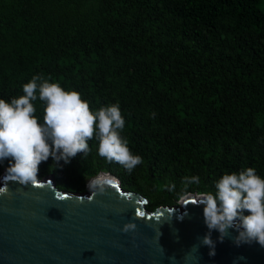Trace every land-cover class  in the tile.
I'll return each instance as SVG.
<instances>
[{"label": "trees", "instance_id": "obj_1", "mask_svg": "<svg viewBox=\"0 0 264 264\" xmlns=\"http://www.w3.org/2000/svg\"><path fill=\"white\" fill-rule=\"evenodd\" d=\"M264 0H0V99L35 74L79 92L94 109L119 102L122 135L144 163L131 173L91 152L51 158L38 177L86 191L100 171L148 199L176 205L215 192L225 173L264 178ZM42 121L43 103L34 102ZM155 112V118L150 113ZM10 159L0 161V174ZM86 177V179H85ZM174 183L175 192L163 188ZM245 215L248 213L245 212Z\"/></svg>", "mask_w": 264, "mask_h": 264}, {"label": "water", "instance_id": "obj_2", "mask_svg": "<svg viewBox=\"0 0 264 264\" xmlns=\"http://www.w3.org/2000/svg\"><path fill=\"white\" fill-rule=\"evenodd\" d=\"M7 168L0 174V186L9 188L0 195V264H264V247L236 246L234 229L222 243L213 230L215 255H208L199 244L208 229L197 192L149 209L145 196L123 188L110 172L90 178L105 174L112 181L94 194L58 187L53 174L21 186ZM130 221L136 231H120Z\"/></svg>", "mask_w": 264, "mask_h": 264}, {"label": "clouds", "instance_id": "obj_3", "mask_svg": "<svg viewBox=\"0 0 264 264\" xmlns=\"http://www.w3.org/2000/svg\"><path fill=\"white\" fill-rule=\"evenodd\" d=\"M51 80L43 73L35 74L22 85L23 95L10 102L0 99V161L10 159L7 176L21 186H37L42 183L38 178L42 162L51 158L68 164L78 154L86 156L91 152L88 142L93 139L97 141L99 157L116 162L129 173L144 163L140 155L133 154L129 140L122 135L126 122L118 101L94 109L79 92L65 90ZM37 99L43 103L42 121L36 116ZM155 116V112L150 113L151 118ZM86 180L88 190L94 194H103L112 183L105 174ZM200 183L199 176L182 177L177 195L181 199L190 197L189 187ZM214 187L215 192H199L196 202L203 205V220L208 229L199 244L209 248L208 255H215L213 230L219 233L217 239L221 243L230 236L229 229H234L237 235L232 240L236 246L255 242L264 247V178L255 168L247 167L225 172ZM163 188L175 192L177 186L168 182ZM8 194L7 184L0 186V195ZM136 228L130 221L120 231L135 232Z\"/></svg>", "mask_w": 264, "mask_h": 264}, {"label": "rangeland", "instance_id": "obj_4", "mask_svg": "<svg viewBox=\"0 0 264 264\" xmlns=\"http://www.w3.org/2000/svg\"><path fill=\"white\" fill-rule=\"evenodd\" d=\"M263 8H264V5L262 6ZM90 180V179H89ZM87 183H88V181H87ZM179 202V201H178Z\"/></svg>", "mask_w": 264, "mask_h": 264}]
</instances>
